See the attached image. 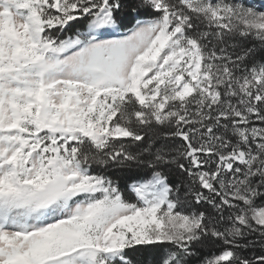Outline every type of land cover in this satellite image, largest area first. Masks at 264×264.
Returning <instances> with one entry per match:
<instances>
[{
    "label": "snow or ice",
    "instance_id": "snow-or-ice-1",
    "mask_svg": "<svg viewBox=\"0 0 264 264\" xmlns=\"http://www.w3.org/2000/svg\"><path fill=\"white\" fill-rule=\"evenodd\" d=\"M257 242L264 11L0 0V264H264Z\"/></svg>",
    "mask_w": 264,
    "mask_h": 264
},
{
    "label": "trees",
    "instance_id": "trees-1",
    "mask_svg": "<svg viewBox=\"0 0 264 264\" xmlns=\"http://www.w3.org/2000/svg\"><path fill=\"white\" fill-rule=\"evenodd\" d=\"M71 34L72 33L70 31L69 35H71ZM252 44H258V41H255L254 39H250L247 42V46H251ZM175 143L177 145H179L180 141L177 140V141H175ZM114 172L117 173L118 175L124 176L125 179H126V177L128 175H132L133 174V173H120V172H117L116 169H111L110 170V174L114 173ZM170 179L174 183H179L181 181V179H182V177H181L179 171L176 169L175 165L172 166V174H171ZM121 188H122V190L125 193V198L126 199L134 200V197L132 196V194L130 192H128L127 189L125 188V180L124 179L121 180ZM250 239L258 241V237H256V236L250 237ZM219 251H220V246L205 248L203 250V252H202V255L208 256V255H212L214 253H218ZM260 254H264V250L261 249V246H260V244L258 242L256 243V245L254 247H251L248 251L244 252V255L249 256V257L255 256V255H260Z\"/></svg>",
    "mask_w": 264,
    "mask_h": 264
},
{
    "label": "rangeland",
    "instance_id": "rangeland-1",
    "mask_svg": "<svg viewBox=\"0 0 264 264\" xmlns=\"http://www.w3.org/2000/svg\"><path fill=\"white\" fill-rule=\"evenodd\" d=\"M244 3L256 10L264 11V0H244Z\"/></svg>",
    "mask_w": 264,
    "mask_h": 264
}]
</instances>
